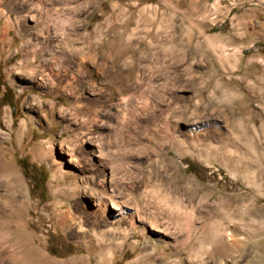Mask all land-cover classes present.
<instances>
[{"label": "rangeland", "instance_id": "obj_1", "mask_svg": "<svg viewBox=\"0 0 264 264\" xmlns=\"http://www.w3.org/2000/svg\"><path fill=\"white\" fill-rule=\"evenodd\" d=\"M0 26V264H264V0H0Z\"/></svg>", "mask_w": 264, "mask_h": 264}, {"label": "bare ground", "instance_id": "obj_2", "mask_svg": "<svg viewBox=\"0 0 264 264\" xmlns=\"http://www.w3.org/2000/svg\"><path fill=\"white\" fill-rule=\"evenodd\" d=\"M4 1V0H3ZM35 9V8H34ZM24 17H25V19L26 20H31L32 22L34 21L35 23H37L36 24V26H34V25H30L31 27H37V26H39L40 25V22H41V15L39 16L38 15V13H36L32 8H30L29 9V11H27V13L24 15ZM69 20L68 21H71L72 20V24H73V18H68ZM80 19V18H79ZM43 22V21H42ZM68 23V22H67ZM71 23V22H70ZM69 23V24H70ZM33 24V23H32ZM6 26V25H5ZM71 27V26H70ZM68 31V30H67ZM9 33V29L7 28V27H4V29L3 28H1V26H0V40H2V41H4V42H8V43H11V39L10 38H8V36H7V34ZM30 61V59H27V61H25V63H30L29 62ZM31 61H32V59H31ZM83 61V60H82ZM82 61H80V62H77L78 64H79V67H82L83 65L81 64L82 63ZM85 64V63H84ZM82 65V66H81ZM24 66V65H23ZM37 66V65H36ZM43 67V66H42ZM36 151H37V154L39 155V156H41L43 153H44V151H45V147H44V145L43 144H38L37 145V147H36ZM56 169H59L60 168V166H59V164L58 163H56ZM15 186V185H14ZM18 199H19V197H18V195H16L15 197H14V201H16V202H18ZM107 204V203H106ZM111 206H112V204H111ZM113 207L115 208V209H117L116 208V206L115 205H113ZM113 213V212H112ZM114 214H115V212H114ZM229 238V237H228ZM219 240V239H218ZM230 240V243L231 244H233V245H237V242L235 241V240H232V237H231V239H229ZM221 246V245H220ZM193 249V248H192ZM193 251V250H192ZM102 253V252H101ZM212 254V253H211ZM214 254V253H213ZM102 256H104V255H102Z\"/></svg>", "mask_w": 264, "mask_h": 264}, {"label": "trees", "instance_id": "obj_3", "mask_svg": "<svg viewBox=\"0 0 264 264\" xmlns=\"http://www.w3.org/2000/svg\"><path fill=\"white\" fill-rule=\"evenodd\" d=\"M185 162L188 163L189 168H190L191 171H193V172H198L199 171L200 167H198L193 161L192 162L191 161H185Z\"/></svg>", "mask_w": 264, "mask_h": 264}]
</instances>
